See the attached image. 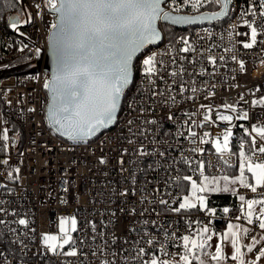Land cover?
Returning <instances> with one entry per match:
<instances>
[{"label": "snow or ice", "instance_id": "obj_1", "mask_svg": "<svg viewBox=\"0 0 264 264\" xmlns=\"http://www.w3.org/2000/svg\"><path fill=\"white\" fill-rule=\"evenodd\" d=\"M11 3L13 8L20 6L19 14L9 17L7 27L20 37L16 50L25 54L28 61L32 59L27 55L29 50L34 49L39 59L45 49L30 43L31 36L25 27L35 28L40 21L47 28L50 75L42 81L38 76L32 78L42 84L47 95L45 119L50 130L74 145H86L93 137L117 126L126 107L128 118L118 140L128 147H119L117 154L120 172L127 176L123 186L113 187L110 173L103 167L98 169L97 174L103 179L88 201V214L61 215L56 233H37L28 212L22 207H10L17 186L26 189L20 184L23 161L16 166L11 163L16 139L7 127L10 121L0 113V229H6L0 230V241L7 240V244L0 243V264H34L38 257H44L46 264H260L264 260V234L257 238L251 233L255 227L264 233V89L257 88L259 97L250 101L240 95L239 101L248 105L242 110H238L239 101L215 105L212 100L216 96L219 67H226L230 59L240 73H245L244 55L256 49L264 52V0ZM47 17L52 18L50 22ZM225 20L231 25L227 29L228 46L219 55L213 54L211 47L201 51L190 35L177 36L173 31L175 26ZM203 31L207 37H213L211 29ZM194 56L200 59H193ZM260 64L264 65V58ZM22 99L18 98L17 104ZM189 101L196 105L195 111L183 109ZM5 102L12 105L11 100ZM19 111L22 116L25 109L21 107ZM26 111L34 113L36 108L27 107ZM165 119L175 125L177 139L182 137L195 145L188 150L192 155L185 156L181 150V159L169 157L171 143L164 148L156 136ZM238 121L248 122V126L238 125L247 146L245 139H241L237 152L233 150V129ZM218 124L223 128L216 134L196 131ZM208 144L226 169L232 168L235 157L239 174H206L215 165L194 157H203L206 149L201 145ZM100 151L97 163L110 168L109 153ZM149 159L152 163L146 168L140 166ZM157 165L168 174L163 179L165 189L186 188L183 195L161 191L158 182L148 187L159 174ZM181 171L198 173L199 178L181 176ZM140 175L145 177L143 185ZM73 184L72 173L65 169L58 181L59 191L51 190L48 196L70 206ZM240 189L252 196L246 197ZM220 193H230L240 202V215L229 220L224 231L213 229L217 211L210 206L211 196ZM78 196L77 193V203ZM222 211L227 216L231 209L224 207ZM167 212L178 217L187 214L185 234H179L175 225L169 231L162 218H153V214L162 217ZM194 212L209 219H190ZM173 246L176 251H169ZM247 254L253 258L248 259Z\"/></svg>", "mask_w": 264, "mask_h": 264}, {"label": "built area", "instance_id": "obj_2", "mask_svg": "<svg viewBox=\"0 0 264 264\" xmlns=\"http://www.w3.org/2000/svg\"><path fill=\"white\" fill-rule=\"evenodd\" d=\"M28 0H24L27 4ZM235 2V0H234ZM247 6V5H245ZM235 17V13L233 14ZM51 17H47V21H51ZM23 20V16L21 17ZM235 22V19H233ZM231 25L225 20L221 23H212L206 25H198L190 28L186 34L190 35L194 44L200 47L201 51L204 48L211 47L212 52L215 55L222 54L224 48L228 46L227 41V29ZM211 29L213 31V37H207L203 29ZM25 30L31 36L32 45L45 49L46 54V36L47 28L44 23L37 21L36 27L26 26ZM221 33H223L224 39L221 40ZM0 38L5 44H8L10 37L3 31V27L0 21ZM28 42V41H27ZM29 55L32 57L31 61H25L21 64H15L14 67L25 65L28 63H35L38 59L35 56L34 49L29 50ZM45 54L39 58L43 62ZM207 53H205V56ZM227 55V54H226ZM246 62L245 73H240L238 66L235 65L230 59L228 60L226 67H219V72L216 79L218 84L216 88V96L212 100L215 105H222L224 103L237 104L240 95H244L247 100L258 98L260 93L256 92L257 88L264 89V65L260 64L261 58H264V52L256 49L252 52H248L244 55ZM193 59L199 60L200 57L194 56ZM41 62V63H42ZM206 64V60L203 62ZM200 66H203L201 64ZM190 70H191V66ZM198 70V69H197ZM49 74L44 72L42 66L32 73H25L17 76H9L0 79V113L3 117L10 121L7 125L12 129L11 135L16 139V145L11 150L13 166H16L20 161L23 163L20 165L23 175V180L18 185L16 196L12 197L14 203L10 206L11 208H23L28 214L34 219V227L37 233L43 232H57L58 218L61 215L72 214L73 212L78 213L80 216L88 214L91 205L88 201L96 194L99 188V182L103 177L98 175V169L104 168L105 171L110 173V178L114 182L113 187L123 186V182L127 173L120 172V166L118 164L119 156L117 149L119 147H128L127 143L118 140V135L121 129H125L124 121L128 118V109L124 107L121 116L120 123L117 126L112 127L110 130H106L104 134H99L94 139L90 140L86 145H74L70 141H66L58 137L48 127L44 117V107L46 102V93L42 88V84L37 79L32 77H39L42 81ZM236 79L233 80L232 77ZM197 79H205L198 77ZM236 85V86H234ZM23 98L20 104H17V99ZM11 100L12 105L9 106L5 101ZM199 102V101H198ZM208 103V101H203ZM24 108L23 115L20 114V108ZM27 107H35L36 112L28 113ZM185 111L196 110V105H193L190 101L185 103L183 106ZM238 110L246 109V105L243 101H239L237 104ZM259 111V109L255 110ZM157 115H160L157 112ZM181 115V113H177ZM183 118V117H182ZM255 122V121H253ZM240 123H244L248 126V122H237V127H234L233 142L235 143L238 151L239 142L241 139H245L241 136V130L238 127ZM223 128V125L218 124L217 127L213 128L211 125H205L203 129L197 128L198 133L209 132L212 134L218 133ZM16 133H19V138H16ZM125 136L127 132L123 133ZM177 129L172 122L166 119L162 122L159 129L156 131V136L162 142L164 148H168L169 143L172 147L169 149V157H176L181 159L180 151L183 150L185 156L192 155L188 150L195 145L188 143L182 137L177 139ZM147 144V141H145ZM206 151L203 157L196 156L195 159H204L205 161H211L215 167L209 168L206 172L208 175H221L227 174L226 168L219 162V158L215 155L214 149L211 144L201 145ZM100 149H103L105 153H109L108 158L110 160L111 167L100 166L97 163V157L102 153ZM109 150H111L109 152ZM19 153H23L20 156ZM135 159V157H133ZM156 159V158H152ZM152 159L141 163V167L146 168L148 164L152 163ZM75 161V163H73ZM232 167L236 165V158H232ZM182 169L183 165L180 166ZM65 169L72 173L73 184V200L72 204L62 205L55 199V197H49L48 193L51 190L59 191L58 181L64 176ZM136 169L133 168V171ZM158 176L153 178V184L148 187H154L158 182L160 183L161 191H171L174 194L179 192L181 195L182 189L168 188L165 189L163 179L168 175L157 165ZM193 175L191 171H181L180 175ZM149 178H152V174H149ZM194 179H198L199 175L196 173L193 175ZM145 177L140 175V184L143 185ZM107 190V189H106ZM241 194L246 197H251L252 194L246 190L240 189ZM77 193L79 194V203L76 202ZM151 195V193L149 194ZM7 198V197H5ZM237 205L240 206V202L237 199ZM157 210H160V206L157 205ZM240 215V212H239ZM186 216H177L171 212L164 213L162 217H157L153 214L154 219H163L167 225L169 231L175 225L179 234H185V228L187 226ZM202 219L205 222L209 219L203 213H193L190 219ZM10 219V217H5ZM220 220L227 223L231 219L229 216L217 215L213 219ZM243 223V222H241ZM246 226V225H245ZM6 231V229H0ZM260 233L258 227H255L251 235ZM2 244H7V240L0 241ZM157 248L159 245L156 246ZM169 251L175 252L176 247L173 246ZM34 264H46L44 257L34 258Z\"/></svg>", "mask_w": 264, "mask_h": 264}, {"label": "trees", "instance_id": "obj_3", "mask_svg": "<svg viewBox=\"0 0 264 264\" xmlns=\"http://www.w3.org/2000/svg\"><path fill=\"white\" fill-rule=\"evenodd\" d=\"M19 7H20L19 5H16L15 8H13L11 0H0V21L3 27V31H5L6 35L10 37V41L8 44L3 43L0 38V71H6L12 69L14 68L15 64H21L22 62L27 61V56L16 50L19 47L20 37L17 36L15 33H13L12 30L7 27V22L9 17L17 16L19 14ZM204 10H209V9H204ZM211 10H218V9L213 8ZM21 17L22 16H20V19ZM173 31L177 34V36L180 35L179 30H177L176 28H173ZM28 52L27 55H29ZM5 65H7V67H5ZM245 143L247 146V139H245ZM233 145H234L233 150H235L236 146L234 142ZM233 174L235 175L239 174L237 168V161L234 167L227 170V175L231 176ZM186 190H187L186 188L182 189V193L184 194ZM211 201H214V204L211 203ZM210 206L216 208L217 215L225 216L222 211L224 207H228L229 209H231L230 213L227 215L231 217V219H235V217L239 215L237 198L231 196L230 193L214 194L210 198ZM226 224L227 223H224L220 220H215L213 222V229L224 231V229L226 228Z\"/></svg>", "mask_w": 264, "mask_h": 264}, {"label": "water", "instance_id": "obj_4", "mask_svg": "<svg viewBox=\"0 0 264 264\" xmlns=\"http://www.w3.org/2000/svg\"><path fill=\"white\" fill-rule=\"evenodd\" d=\"M11 17H15V16H11ZM206 24H210V23L205 22L203 24H198V25H206ZM198 25H192V26H175L174 28H176L177 30L181 31V30H186L188 27H193V26H198ZM30 43L32 44L31 41H30ZM41 62L42 61H40V59H38V61L36 62V64L35 63H28V64L21 65V66H18V67H14V68L9 69V70H6V71H0V78L9 77V76H17V75H21V74H25V73H32V72H35L36 70H38L41 66H42L44 72H46V73H48L50 75V71H51V60H50L49 56L47 54H45V57L43 59V62L42 63ZM46 103H47V95H46V102H45V107H44V117H45ZM56 135L58 137L64 139V140H66V141H70L66 137H62L59 134H56ZM94 138L95 137H93L92 139H94Z\"/></svg>", "mask_w": 264, "mask_h": 264}, {"label": "rangeland", "instance_id": "obj_5", "mask_svg": "<svg viewBox=\"0 0 264 264\" xmlns=\"http://www.w3.org/2000/svg\"><path fill=\"white\" fill-rule=\"evenodd\" d=\"M189 29L190 28H187L186 30H181V31H179V34L181 35V34H186L188 31H189ZM258 230H259V228H258ZM260 231V230H259ZM260 233H261V231H260ZM264 234V233H263ZM261 234H259V233H255L254 234V236H256L257 238H259V236H260ZM249 241L248 240H245V243H248ZM262 244H264V242H261ZM260 245H258V247H259ZM247 258L248 259H251V258H253V255L252 254H247ZM260 264H264V260H262L261 262H260Z\"/></svg>", "mask_w": 264, "mask_h": 264}, {"label": "crops", "instance_id": "obj_6", "mask_svg": "<svg viewBox=\"0 0 264 264\" xmlns=\"http://www.w3.org/2000/svg\"><path fill=\"white\" fill-rule=\"evenodd\" d=\"M233 221H234V219H233ZM225 229H226V228H225ZM225 229H224V230H225ZM259 234H263V233H259Z\"/></svg>", "mask_w": 264, "mask_h": 264}, {"label": "bare ground", "instance_id": "obj_7", "mask_svg": "<svg viewBox=\"0 0 264 264\" xmlns=\"http://www.w3.org/2000/svg\"><path fill=\"white\" fill-rule=\"evenodd\" d=\"M3 78H6V77H3ZM0 79H2V78H0Z\"/></svg>", "mask_w": 264, "mask_h": 264}]
</instances>
